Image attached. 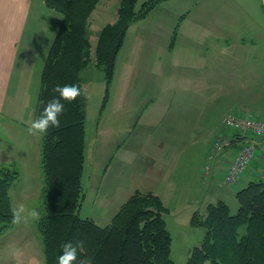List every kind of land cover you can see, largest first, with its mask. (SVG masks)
<instances>
[{
    "label": "rangeland",
    "instance_id": "374dc122",
    "mask_svg": "<svg viewBox=\"0 0 264 264\" xmlns=\"http://www.w3.org/2000/svg\"><path fill=\"white\" fill-rule=\"evenodd\" d=\"M144 1L138 0L137 10ZM120 3L100 0L87 26L91 61L80 74L86 116L80 217L104 227L134 194L158 196L166 208L171 257L187 264L205 238L191 218L208 207V201L198 204L195 212L199 197L190 187L201 178L199 170L211 176L210 163L231 147L225 118L238 108L264 113V0H164L152 17L128 29L107 92L95 50L101 30L116 22ZM30 7L10 78L0 85V170L17 173L9 191L12 209L23 202L27 219L0 233V264H44L38 227L44 215L42 134L28 129L37 118L42 71L62 15L43 0H31ZM248 80L261 90L254 98L240 95ZM236 135L242 146L252 139ZM223 175L215 194L235 212V193L245 179L225 185ZM33 208L39 218L28 215Z\"/></svg>",
    "mask_w": 264,
    "mask_h": 264
},
{
    "label": "trees",
    "instance_id": "16d2710c",
    "mask_svg": "<svg viewBox=\"0 0 264 264\" xmlns=\"http://www.w3.org/2000/svg\"><path fill=\"white\" fill-rule=\"evenodd\" d=\"M62 15L60 28L47 54L36 109L58 93L57 84H76L81 94L65 110L58 127L42 134L44 215L38 223L43 237L45 264H57L64 240L79 242L77 261L89 264H176L171 257L172 237L158 196L134 194L104 227L81 218L85 200L86 116L80 74L91 61L87 26L100 0H43ZM163 0H149L137 10L138 0H121L117 20L100 32L95 61L105 76L107 92L117 57L128 29L145 19ZM17 173L0 170V233L12 228L10 188ZM238 209L224 201L209 204L205 214L195 213L191 225L205 229L201 245L194 247L187 264H264V180L251 182L236 194Z\"/></svg>",
    "mask_w": 264,
    "mask_h": 264
},
{
    "label": "crops",
    "instance_id": "0c3cea01",
    "mask_svg": "<svg viewBox=\"0 0 264 264\" xmlns=\"http://www.w3.org/2000/svg\"><path fill=\"white\" fill-rule=\"evenodd\" d=\"M166 1H169V0H165V2ZM30 3H31V0H0V85L4 84L7 78L8 79L10 78V73L12 70L11 65L13 66V61H14L13 55H14L15 44H17L20 41L21 37L23 36L24 27H26V20L30 14V9H31ZM162 3H164V0L161 1L157 5V7L160 6ZM155 9H153L151 11L150 15H148L145 18V20L148 19V17H152L151 15H152V13H154ZM149 19H151V18H149ZM145 20L143 19L140 21H145ZM140 21H136L135 23H139ZM59 22L60 23H59L58 30L60 28L62 20L59 19ZM171 29H172V27L165 29L164 31H162L161 34L168 35L169 31ZM58 30H57V32H58ZM57 32H56V34H57ZM56 34H55V36H56ZM55 36H54V38H55ZM54 38H53V40H54ZM51 45H52V43H51ZM260 83H262V82H260ZM256 86H257V81L248 80L244 84V88L239 90L240 95L241 94L252 95L251 97L254 98V96L259 95V92L261 91V90L256 89ZM174 101H175V99H173L172 102H174ZM196 108L197 107H195V111H197ZM202 110L203 109L201 108V111ZM236 110H235L234 114L239 116L240 118H250V117L261 118L262 117L264 119V113L257 114L259 111H262V110L252 111L250 109L241 110L239 108ZM188 132H189V130H187V133ZM236 133H238V132L232 131L231 135L227 138L228 139L227 142L229 145H231V147L224 150L225 154H224V152L220 153L216 157V159L210 163V166L212 168L211 170H213V174H211V176L208 177V176L203 174V170H199L200 173H198V174L201 175V178H198V180L195 181L194 184L192 183V186L190 187V189L194 190V193H195L194 194L192 192V194L194 196H196V200L199 197V200L195 201V202H197V204H196L197 207L195 208V212H198L199 211L198 207H200L201 205H204L206 201H208V203L206 202L207 206H208V204H211V203H214L217 201H224L222 199H217L219 197H218V195L215 194V190L217 188L216 184L220 180L221 176L224 174V171L226 170L227 165L228 164L230 165V163L232 162L233 153H231V151L233 152V150L235 148H238L240 146L242 147V144L244 143V140H240L241 136L239 137L240 139H237ZM232 148H233V150H232ZM234 155H235V153H234ZM254 168H258L260 170V172L258 174L252 172V170ZM252 170H249L243 174L242 177L246 181L241 179L242 181L238 184V185H240V184L242 185L241 190L244 189L250 182L264 180V176H263L264 168H263V161L261 158H259L258 161L256 163H254V165L252 166ZM210 177H211V180H210ZM195 180H196V177H195ZM187 190H189V189H186V191ZM238 191H240V190H238ZM238 191H236V193H235V199H236V194ZM209 193H211V194H209ZM215 200H217V201H215ZM224 202H226V201H224ZM86 218L91 219V217H86ZM43 257H44V264H45L44 248H43Z\"/></svg>",
    "mask_w": 264,
    "mask_h": 264
},
{
    "label": "clouds",
    "instance_id": "9594fccd",
    "mask_svg": "<svg viewBox=\"0 0 264 264\" xmlns=\"http://www.w3.org/2000/svg\"><path fill=\"white\" fill-rule=\"evenodd\" d=\"M55 91L58 93L54 96L41 110L38 118L33 119L29 126V132L33 134H44L47 132L50 126L58 127L60 124L59 117L65 110L64 101L71 102L75 100L78 95L81 94V88L76 84H57ZM13 223H19L22 220L27 219L23 215L25 212V204L23 202L18 203L12 210ZM28 215L32 218H39V211L35 208L28 212ZM78 245L79 242H74L71 239L64 240L61 244L62 250L57 254V264H73L77 261L78 257ZM78 264H89L88 261L80 259Z\"/></svg>",
    "mask_w": 264,
    "mask_h": 264
},
{
    "label": "built area",
    "instance_id": "2783aa9c",
    "mask_svg": "<svg viewBox=\"0 0 264 264\" xmlns=\"http://www.w3.org/2000/svg\"><path fill=\"white\" fill-rule=\"evenodd\" d=\"M224 126L252 138L249 143L242 146L240 151L236 152L233 161L225 170L224 184L233 185L239 182L256 159L261 158L264 163V119L258 117L240 118L235 114H230L225 118Z\"/></svg>",
    "mask_w": 264,
    "mask_h": 264
}]
</instances>
